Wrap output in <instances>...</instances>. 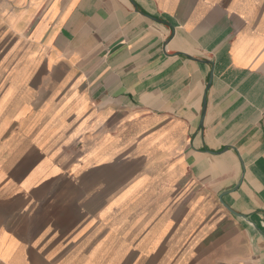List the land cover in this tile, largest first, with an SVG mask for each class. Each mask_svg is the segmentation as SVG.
I'll list each match as a JSON object with an SVG mask.
<instances>
[{"label": "crops", "instance_id": "0c3cea01", "mask_svg": "<svg viewBox=\"0 0 264 264\" xmlns=\"http://www.w3.org/2000/svg\"><path fill=\"white\" fill-rule=\"evenodd\" d=\"M2 41L0 264H264V0H0Z\"/></svg>", "mask_w": 264, "mask_h": 264}, {"label": "rangeland", "instance_id": "374dc122", "mask_svg": "<svg viewBox=\"0 0 264 264\" xmlns=\"http://www.w3.org/2000/svg\"><path fill=\"white\" fill-rule=\"evenodd\" d=\"M0 48H6V44L3 43V41L0 44ZM3 51H0V64L3 63L2 59H4L2 57ZM146 252L150 251V250H145ZM151 252V251H150ZM148 256H145L144 259V264H169L167 257L162 253V250H155L152 251V253L150 254L149 252L146 253Z\"/></svg>", "mask_w": 264, "mask_h": 264}, {"label": "water", "instance_id": "95a60500", "mask_svg": "<svg viewBox=\"0 0 264 264\" xmlns=\"http://www.w3.org/2000/svg\"><path fill=\"white\" fill-rule=\"evenodd\" d=\"M225 194H226V193H224V194L221 195V201H222V203L225 205V207H226L229 211H231L233 214H235V215H237V216H239V217H242V218H248L246 214H243V213L239 212L238 210H236L235 208H233L230 204H228V203L224 200V195H225ZM252 223H253V222H252ZM262 233H263V232H262ZM263 235H264V234H263Z\"/></svg>", "mask_w": 264, "mask_h": 264}]
</instances>
